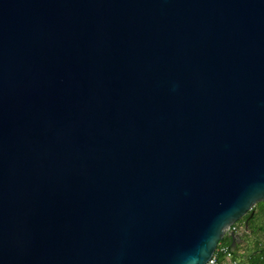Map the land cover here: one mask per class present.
<instances>
[{
  "label": "water",
  "instance_id": "obj_1",
  "mask_svg": "<svg viewBox=\"0 0 264 264\" xmlns=\"http://www.w3.org/2000/svg\"><path fill=\"white\" fill-rule=\"evenodd\" d=\"M264 202V0H0V264H204Z\"/></svg>",
  "mask_w": 264,
  "mask_h": 264
},
{
  "label": "trees",
  "instance_id": "obj_2",
  "mask_svg": "<svg viewBox=\"0 0 264 264\" xmlns=\"http://www.w3.org/2000/svg\"><path fill=\"white\" fill-rule=\"evenodd\" d=\"M262 204L263 205H262L261 210L264 208V202H262ZM252 210H254V207L252 208ZM248 215H249V213H247L245 215V217H243L241 220H239L238 223L241 224V222H243L247 217H249ZM254 215L255 214H253L252 217H250L247 221L248 222L247 223L248 224V230H250L251 233L255 230V228L250 225L251 220L253 219V217H255ZM244 234H246V232H242V236ZM255 243H256V248H257L256 250H258L259 253H254V252L253 253L252 252L244 253L245 259H243L241 261V263H243V264H264V248L258 246V244H259L258 241H256ZM219 244L220 245H226L231 250V254H233V255L236 254L237 251L232 250L231 238L229 236H227V235L224 236L221 239ZM220 258H221V255H220Z\"/></svg>",
  "mask_w": 264,
  "mask_h": 264
},
{
  "label": "rangeland",
  "instance_id": "obj_3",
  "mask_svg": "<svg viewBox=\"0 0 264 264\" xmlns=\"http://www.w3.org/2000/svg\"><path fill=\"white\" fill-rule=\"evenodd\" d=\"M262 205H263L262 202H259V203H256V205L254 206V213L253 214H255L254 215L255 217H253V219L251 220L250 225L252 227H254L255 230L252 233L244 234V236H246L245 240H246L247 244H249V245H252V243L256 239H258L259 237H260V239L264 238V208L261 210ZM248 232H251V231L248 230ZM259 247L264 248V242L263 241H260ZM239 259L240 260L245 259L244 253H241V256H239Z\"/></svg>",
  "mask_w": 264,
  "mask_h": 264
},
{
  "label": "built area",
  "instance_id": "obj_4",
  "mask_svg": "<svg viewBox=\"0 0 264 264\" xmlns=\"http://www.w3.org/2000/svg\"><path fill=\"white\" fill-rule=\"evenodd\" d=\"M242 225L238 222L234 223L230 229L234 231H239ZM220 255L224 257L223 261H220ZM204 264H243L240 260L233 257L231 250L226 245L218 244L216 250L212 256Z\"/></svg>",
  "mask_w": 264,
  "mask_h": 264
},
{
  "label": "crops",
  "instance_id": "obj_5",
  "mask_svg": "<svg viewBox=\"0 0 264 264\" xmlns=\"http://www.w3.org/2000/svg\"><path fill=\"white\" fill-rule=\"evenodd\" d=\"M243 223L241 222V225H242ZM236 232H238L239 233V237L236 239V241H235V243H234V245L232 246V250L234 251H237L236 252V254H232L233 256H234V258H236V259H238V260H240L239 259V256H241V253H250V252H254V253H259V251L258 250H256L257 248H256V241H258V246H260V241H263L264 242V238L263 239H260V237L258 238V239H256L253 243H252V245H249V244H247V242H246V236H242V232H246V233H251V232H248V229L247 230H245L244 228H243V225H242V227H241V229L239 230V231H236ZM243 251V252H242ZM223 260H226V259H224V257L223 256H221V258H220V261H223ZM240 261H242V259L240 260Z\"/></svg>",
  "mask_w": 264,
  "mask_h": 264
}]
</instances>
